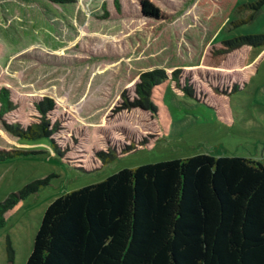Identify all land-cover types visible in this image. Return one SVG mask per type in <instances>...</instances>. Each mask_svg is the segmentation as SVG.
<instances>
[{
	"label": "rangeland",
	"instance_id": "obj_1",
	"mask_svg": "<svg viewBox=\"0 0 264 264\" xmlns=\"http://www.w3.org/2000/svg\"><path fill=\"white\" fill-rule=\"evenodd\" d=\"M138 1L0 0V91L10 104L0 149L19 152L0 161V203L35 188L2 214L0 264L25 263L55 198L121 169L199 154L264 162V46L227 48L264 36V0H147L162 20L144 17ZM154 72L165 77L150 91L155 110L136 93ZM42 122L49 139L6 128ZM128 146L106 164L96 157Z\"/></svg>",
	"mask_w": 264,
	"mask_h": 264
},
{
	"label": "trees",
	"instance_id": "obj_2",
	"mask_svg": "<svg viewBox=\"0 0 264 264\" xmlns=\"http://www.w3.org/2000/svg\"><path fill=\"white\" fill-rule=\"evenodd\" d=\"M138 5L144 17L163 19L147 0ZM229 44V49L264 46V36ZM164 78L162 72L140 76L136 93L149 109L156 108L150 91ZM181 90L194 99L188 86ZM134 105L140 107L137 101ZM9 106L1 90L0 115ZM36 108L43 113L40 105ZM47 127L42 122L24 130L6 128L19 139H49ZM132 150L111 149L96 157L106 164ZM18 153L0 149V161ZM34 191L28 185L0 203V227L2 214ZM6 250L10 261L8 241ZM24 264H264V162L199 154L124 168L64 193L44 209Z\"/></svg>",
	"mask_w": 264,
	"mask_h": 264
}]
</instances>
